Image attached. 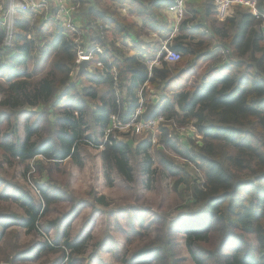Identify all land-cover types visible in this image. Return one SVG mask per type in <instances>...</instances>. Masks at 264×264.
I'll use <instances>...</instances> for the list:
<instances>
[{"label": "trees", "instance_id": "1", "mask_svg": "<svg viewBox=\"0 0 264 264\" xmlns=\"http://www.w3.org/2000/svg\"><path fill=\"white\" fill-rule=\"evenodd\" d=\"M114 1L127 4L129 13L143 18L144 26L155 32H159L155 24L158 9L171 3L170 0ZM212 2L207 0L208 6L204 10L207 16L213 14L210 12ZM192 13L193 18L199 15L195 11ZM117 21L124 25L130 22L122 17H117ZM258 25V19L238 10L233 17L221 22L214 17L210 23L211 35H207L200 32L199 25L190 24L186 17L178 26L179 34L172 40V48L181 56L178 62L162 61L159 67H152L149 75L138 57L118 59L107 50L90 62L96 66V60H99L101 67L96 66L92 73L78 74L84 83L81 88L71 81V73L75 70V45L55 22L31 12H19L10 47L3 46L4 32L0 26V76L5 75L8 81L23 74L31 77L25 71L26 63L33 58L37 48L35 38L40 42L47 41L40 48L41 58L51 55L45 74L28 82L14 81L2 89L6 93L19 91L24 103L44 106L47 111L65 106L67 112L62 117L63 122L73 129L79 126L77 115L82 119L89 116L93 125H104L105 128L109 115L118 111L117 88L127 90V99L121 100V112L117 113L122 121H126L137 108V91L144 85L145 99L152 90H160L164 97L156 103L149 100L142 119L162 114L177 126H193L198 133L199 139L189 138L179 144L169 138L168 128L161 129L159 168L172 179L175 190L181 186L178 192L181 201L194 208L180 205L185 212L177 217L154 219L153 224L157 225L153 229V238L132 252L126 263L177 264L184 258L179 255L177 237L183 236L185 251L194 264H264V42ZM97 39L104 45L99 36ZM213 39L228 46L231 57L228 63L203 69L213 53L209 51ZM110 47H115L113 42ZM7 53L9 63L2 59ZM100 86L105 87L106 92L96 99L94 110L88 100ZM125 102L126 112L122 115ZM42 113L46 116V128H42L47 135L39 143L28 147L19 140L0 142L2 153L23 164L25 172L34 166L38 174L45 172L47 176L46 182L37 186L41 198L37 206L20 216L14 212L0 213V239L7 235L3 230L12 225L15 217L18 226L39 235L37 217L43 203L47 209L58 202V197L71 203L75 200L66 189L55 187L57 180L53 171L58 160L67 158L81 165L76 145L73 149L71 146L82 138V133L74 130L66 139L58 138L59 131L54 130L56 123L52 124L45 111ZM142 144L132 147L121 140L105 143L101 151L102 162L125 177L126 155L135 154ZM167 150L194 165L201 181L197 182L184 166L177 164ZM38 155H43L48 164L41 160L30 162ZM4 184L0 179V188L6 197L19 194L24 203L29 200L28 193H14L16 190L9 191ZM96 199L103 203V196ZM69 216L71 214L66 213L58 221H48L44 229L58 226ZM11 246L14 254L5 260L10 264H31L30 261L40 258L35 253L39 248L35 240L23 247L17 243ZM42 246L44 254L47 245ZM41 264L49 262L42 261Z\"/></svg>", "mask_w": 264, "mask_h": 264}, {"label": "rangeland", "instance_id": "2", "mask_svg": "<svg viewBox=\"0 0 264 264\" xmlns=\"http://www.w3.org/2000/svg\"><path fill=\"white\" fill-rule=\"evenodd\" d=\"M46 42H40L35 38L37 48L33 52V58L26 63L25 73L30 74V78L23 74L8 81L5 75L0 76V142L3 140L15 143L19 140L28 147L39 143L47 135L46 130L42 128H46V116L43 113L41 115L42 111H45L52 124L56 123L54 130L59 131L56 135L58 138L66 139L68 135L74 133V130L81 132L82 138H78L71 146L73 149L76 145L81 165L78 166L67 158L58 160L53 171V176L57 180L55 187L66 189L68 195L75 200L71 203L66 198L58 197V202L47 209L43 203L37 217L40 228L36 230L39 235L18 226L15 217L12 225L3 230V233L7 234L6 239L5 237L0 239V264L10 263L5 260L11 259L14 254L12 244L17 243L23 247L32 240L37 241L39 248L36 252L40 257L34 264H41L42 261H48L49 264H128L125 261L130 258L132 252L153 238V229L157 225L153 224L154 219L162 216L167 219L175 218L185 212L179 208L180 205L191 208H194V205L181 201L178 194L181 186L175 190L172 179L166 171L159 168L158 150L162 147L158 142L159 136L154 143H148V136L143 134L130 133L131 131L116 134L117 139H129L132 147L143 143L135 154L126 155L127 174L122 177L115 169L102 162V148L98 145L102 143L103 132L101 127L93 126L89 116L83 119L79 115L75 116L79 120V126L73 129L63 122L62 117L67 112L65 106L52 107L47 111L44 106L24 103L19 91L6 93L2 90L14 81L28 82L30 79H39L45 74L51 55L41 58L40 48ZM7 54L2 56L5 63H9L10 55ZM217 65V56L213 52L203 69ZM157 95L159 96V93ZM169 132L175 134L176 130L170 126ZM183 133L184 142L189 138L199 139L194 129L188 128ZM173 141L179 143L178 140L173 139ZM167 152L177 164L184 166L197 182L201 181V175L194 165L188 164L172 150ZM34 160L48 164L43 155L36 156L30 162L33 163ZM25 171L23 164L10 159L0 150V179L5 182L6 189L16 190L14 193L26 192L30 197L25 203L19 194L6 197L2 194L1 187L0 213L14 212L17 216L24 215V212L31 210L41 201L36 189L38 185L46 182L45 172L38 174L34 166H31L28 172ZM100 196H103V203H99L96 199ZM66 213L71 214L68 219H64L61 224L47 231L44 229L48 221H58ZM177 240L179 255L184 257L177 264H194L185 251L183 236L177 237ZM43 244L47 245L44 254H42Z\"/></svg>", "mask_w": 264, "mask_h": 264}, {"label": "crops", "instance_id": "3", "mask_svg": "<svg viewBox=\"0 0 264 264\" xmlns=\"http://www.w3.org/2000/svg\"><path fill=\"white\" fill-rule=\"evenodd\" d=\"M50 1L53 3H56L58 0H50ZM68 1H72V0H68ZM78 1H79V6L73 13V18L75 22L79 26H81L82 30L84 31L85 44L88 47L95 45V44H99V40L97 39L98 30L102 28L104 29V39H105V41L102 40L104 45H101L104 50L103 52L105 53V51L109 50L118 59L136 56L141 61L144 62L145 66L147 67L149 71V75H151L150 70L152 68L150 69L148 67V61H153L154 59L157 58L162 45L166 41L168 42L170 48H172V40L174 37H176L179 34L178 26L183 19L188 17V20H190V24L200 26L201 33L211 35L210 23H211V20L215 17L214 15L215 5L213 2L211 4V10H210V12L212 11L213 14L210 16H207L204 13L205 8L208 6L207 0H188L186 1L184 5V13L180 21L176 20L174 13L168 11L167 6L169 4H166V5L161 6L158 9V14H157L158 16L155 19V24L159 32H155L144 26L145 20H143V18L137 15L130 14L129 6L125 3H119L114 0H78ZM257 7L260 11L264 12V0H257ZM238 10L249 13L248 9L239 7L235 9L234 14L231 17H233L236 11ZM192 11L197 12L199 15L193 18ZM252 16L254 17V15ZM117 17L127 18L132 23L129 22L125 25L122 23H118ZM112 21H114V23H112ZM217 21L221 22L219 20ZM258 21H259L258 31L260 34V20L258 19ZM112 42L115 47H110V44ZM214 43L221 44V42H219L217 39H213V41L209 45L210 47L209 51H212L211 47ZM96 58L97 57L95 56L91 62H93ZM170 64H174V63H170ZM101 65L102 64L99 62V60H96V66L101 67ZM160 65L161 63L156 66L159 67ZM96 66L92 65L89 62L84 72L92 73L95 70ZM78 74H79L78 70L77 71L74 70V72L71 73V79H72L71 81L73 83H76V85L79 88H81L84 85V83L82 82ZM113 74L115 77L116 76L115 70H113ZM72 76H74V78ZM114 80H116V77ZM115 86L117 88L116 84ZM143 87L144 85L139 87L137 91L139 100L141 98L145 99L142 93ZM105 92H106V88L103 86H100L96 90L94 95H90V99L88 100V105L92 109L95 110L97 106L96 99L99 96H103ZM156 92L159 93V96L157 95L158 93ZM151 93L152 95L150 99L152 103H156L157 101H159L160 99L164 97L163 96L164 94L160 90H157V91L152 90ZM115 95H116V103H117L116 105L118 109L117 113H120L121 112L120 108L122 107L121 100L127 99L126 98L127 96L126 88H122V89L117 88ZM125 104H127V102L123 104L124 110L121 113L122 115H124L126 112ZM159 115H162V114H159ZM144 120H148V119H144ZM171 124L172 122L167 119L165 123L160 124L156 137L160 135L162 128L165 127L169 129ZM93 126L99 127V128L101 127L100 128L101 131L104 128V125L102 126L93 125ZM125 133H129V132H125ZM118 140H121V139L119 138ZM121 141H126L129 145L131 144L130 140L127 138L122 139ZM35 261L36 259H33L30 262L34 264L36 263Z\"/></svg>", "mask_w": 264, "mask_h": 264}, {"label": "built area", "instance_id": "4", "mask_svg": "<svg viewBox=\"0 0 264 264\" xmlns=\"http://www.w3.org/2000/svg\"><path fill=\"white\" fill-rule=\"evenodd\" d=\"M171 4L167 6L168 11L175 14L177 21H180L184 13V5L188 0H170ZM215 5V18L219 21H224L234 14L236 8L242 7L248 9L249 13L260 20V35L264 41V12L257 7V0H213ZM79 6L78 0H58L56 3L50 0H0V26L4 32L3 46L10 47L15 31V23L19 12H31L40 15L44 20H51L58 25L67 36L70 37L75 45L76 59L75 71L81 61L91 62L97 55H103V47L99 44L88 47L85 44V35L81 26H79L74 18L73 13ZM98 36L101 40L104 39V29L98 30ZM212 51H215L218 65L228 63L231 57V50L228 46H223L219 43L212 45ZM180 54L170 48L166 41L156 59L148 61V67L159 65L162 61L168 63H176L180 60ZM152 95V94H151ZM151 95L147 99H140L137 108L131 114L129 119L122 121L117 113H111L108 118V123L104 128L103 140L99 146L102 148L105 143L110 144L116 141L117 133L133 132L136 134H143L148 136L152 143L156 140L159 125L166 122V118L158 115L152 119L144 120L143 114ZM176 130L175 134L169 132V138L178 140L179 143H184V130L193 126L183 127L177 126L175 123L170 125ZM195 130V129H194ZM194 139V138H193ZM10 264V263H7Z\"/></svg>", "mask_w": 264, "mask_h": 264}, {"label": "water", "instance_id": "5", "mask_svg": "<svg viewBox=\"0 0 264 264\" xmlns=\"http://www.w3.org/2000/svg\"><path fill=\"white\" fill-rule=\"evenodd\" d=\"M88 61H81L78 66V73H83L87 67Z\"/></svg>", "mask_w": 264, "mask_h": 264}]
</instances>
